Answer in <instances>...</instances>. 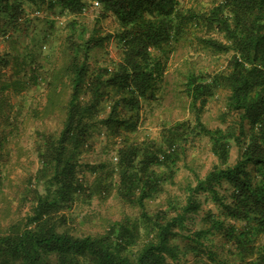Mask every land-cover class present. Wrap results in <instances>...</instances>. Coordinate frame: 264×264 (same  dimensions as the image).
<instances>
[{
    "label": "trees",
    "instance_id": "trees-1",
    "mask_svg": "<svg viewBox=\"0 0 264 264\" xmlns=\"http://www.w3.org/2000/svg\"><path fill=\"white\" fill-rule=\"evenodd\" d=\"M25 1L0 0V40L31 21ZM97 1L100 16L113 14L119 29L104 37L95 31L67 43V59L47 83L44 107L46 115L57 110L64 114L62 128L58 134L38 132L41 167L36 178L45 191L33 182L26 186L32 206L0 230V264H179L193 256L196 262L205 258V264H264V0H215L207 10L185 7L181 0ZM31 2L72 15L93 4L92 0ZM112 37L120 58L91 64L93 50ZM191 37L215 54L231 53L226 66L185 74L193 119L164 127L162 143L131 140L141 122L143 100L156 98L169 55ZM12 58L17 59L12 51L0 53V92L11 84L1 80ZM32 62L31 75L24 78L36 83L42 73L37 60ZM17 84L24 80L19 78ZM63 84L70 89L66 102L61 96ZM223 89L228 93L221 113L224 126L213 128L202 115ZM105 100L111 109L100 119ZM99 120L118 144L116 192L125 203L139 207L140 216L110 220L99 233L74 232L65 226L66 211L86 189L78 176L79 160ZM12 123L0 128V150L12 134ZM204 135L209 136L219 163L195 187L188 185L185 204H159L151 210L149 202L174 176L187 143ZM233 147L238 153L231 161ZM163 167L168 172L159 170ZM201 192H208L219 210L209 209L204 225L192 229L189 214L201 208L193 196ZM178 238L184 243L176 242Z\"/></svg>",
    "mask_w": 264,
    "mask_h": 264
},
{
    "label": "rangeland",
    "instance_id": "rangeland-1",
    "mask_svg": "<svg viewBox=\"0 0 264 264\" xmlns=\"http://www.w3.org/2000/svg\"><path fill=\"white\" fill-rule=\"evenodd\" d=\"M215 0H181L185 7L194 6L207 10ZM25 5L30 13V22L17 32L0 40V53L12 51L17 59L12 58L4 67L2 82H11L10 86L0 92V104L3 114L0 116V128L8 121L14 127L9 139L0 150V230L12 221L25 215L32 206L31 196L26 195V186L33 182L44 193L42 181L38 183L37 173L41 167L37 146L38 132L47 131L58 134L62 128L64 114L57 110L54 114H45L47 101V83L54 69H61L67 59V47L70 40L80 41L97 31L98 36H106L119 29L113 14L100 16V9L93 4L79 15L63 14L60 8H47V5L26 0ZM37 10H42L37 14ZM24 25V24H23ZM68 43V44H67ZM70 45V44H69ZM91 64H104L120 58V48L113 37L105 39L104 44L95 48ZM231 53H213L212 49L197 43L194 37L182 41L166 62L163 80L157 84L156 98L143 100L141 122L138 131L131 133V140L141 144L145 140L162 143V130L175 122L193 119L189 107L190 98L185 92V74L190 70L212 72L226 66ZM26 57H29L26 59ZM39 67L38 82L33 83L31 68L33 60ZM28 75L27 79L25 75ZM21 78L24 84H17ZM32 82V83H31ZM67 82V79H66ZM61 89L63 101L70 96L69 87ZM227 91L220 90L211 98L203 112V120L210 127H223L221 113L226 107ZM100 119L105 118L110 109V101L103 102ZM17 125V127H16ZM16 127V128H15ZM119 139V138H118ZM189 141L185 151L180 153V160L173 177L164 182V191L149 202V208L155 209L159 204L181 206L189 196L188 185L195 187L199 178H203L219 163L213 152L209 136H198ZM116 138L106 124L99 120L93 128L91 137L79 160V179L86 189L80 192L71 209L66 211V227L74 232H102L108 228L109 221L123 220L126 217L140 216V208L125 203L117 194L115 181L118 178V153ZM236 147L232 148L231 161L237 158ZM160 171L168 172L165 167ZM161 172V173H163ZM107 186L109 189H107ZM208 192L195 193L194 198L201 203V208L191 212L187 221L189 227L198 229L204 225L207 211L219 210ZM172 212V210H171ZM141 223V222H140ZM141 230L143 231V224ZM184 243L182 238L176 240ZM205 258L199 264H205ZM196 259H181L179 264H197ZM171 263L173 261L171 260ZM12 264H20L13 261Z\"/></svg>",
    "mask_w": 264,
    "mask_h": 264
},
{
    "label": "built area",
    "instance_id": "built-area-1",
    "mask_svg": "<svg viewBox=\"0 0 264 264\" xmlns=\"http://www.w3.org/2000/svg\"><path fill=\"white\" fill-rule=\"evenodd\" d=\"M93 3H94V5H97V6L100 5L99 1H97V0H94ZM41 12H42L41 10L36 11L37 14H40Z\"/></svg>",
    "mask_w": 264,
    "mask_h": 264
},
{
    "label": "clouds",
    "instance_id": "clouds-1",
    "mask_svg": "<svg viewBox=\"0 0 264 264\" xmlns=\"http://www.w3.org/2000/svg\"><path fill=\"white\" fill-rule=\"evenodd\" d=\"M93 1H94V0H92V3H93ZM93 5H94V3H93ZM94 6H97V5H94ZM97 7H98V6H97ZM37 11H38V10H37ZM41 11H42V10H41Z\"/></svg>",
    "mask_w": 264,
    "mask_h": 264
}]
</instances>
